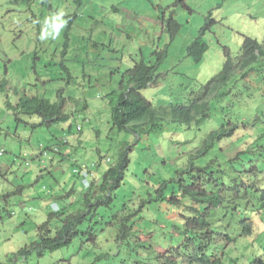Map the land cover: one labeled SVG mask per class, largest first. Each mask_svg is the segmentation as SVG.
<instances>
[{"label":"rangeland","instance_id":"1","mask_svg":"<svg viewBox=\"0 0 264 264\" xmlns=\"http://www.w3.org/2000/svg\"><path fill=\"white\" fill-rule=\"evenodd\" d=\"M60 11L67 23L59 35L55 39H39L48 26L45 22L50 23ZM210 14L215 22L202 35L209 47L201 61L195 63L188 56L187 47L208 25ZM170 18L179 25L175 31L173 26L171 35ZM244 36L264 40V0H83L80 6L74 0H0V83L5 86L0 91V261H5L8 252H16L38 238V226L46 219L57 187L82 189L73 172L74 160L91 164L105 156L110 158L107 164L113 165L128 149V165L121 185L114 190L113 203L110 207H97L98 214L85 227L81 226L83 231L91 226L97 239L90 240V234H85L72 243L70 254L61 249L40 259L34 253L22 261L54 264L65 258L60 264H90L98 255L110 251L99 264H125L115 254L122 247H134V243L130 240L128 245L129 240L117 238L118 221L113 215L123 206L125 212L132 211L144 196L150 200L155 195L153 186L160 182L173 184L182 158L190 161V154L199 146L203 126L185 128L166 121L149 135L116 131L111 129L110 109L104 96L120 89L121 83L126 82L125 71L135 62H152L156 52L166 49L157 83L144 88L142 94L156 105L185 103L191 89L220 71L224 46L235 56ZM234 85L236 89L246 88L241 81ZM16 88L19 96L13 93ZM24 95L52 102L63 97L66 112L74 108L72 101L86 100L88 109L76 112L66 123L39 125L41 117L37 114H21L22 120L16 122V110L9 108L8 102L15 106ZM237 95L232 93L233 97ZM68 125L72 126L73 147L66 155L63 140ZM247 137L248 132L238 133L219 142L221 151L233 154ZM41 144L57 147L58 153L51 151L39 160ZM43 159L45 163L41 162ZM213 164L216 165L215 159ZM170 213V206L158 207L156 201L146 207L141 228L144 232L156 231L152 244L168 240L159 237L160 226L154 220L169 225ZM253 219L258 222V231L263 232L260 217L255 214ZM249 241L239 240L232 254L228 248L223 264H229V256H238V249ZM259 242H264V238L260 237ZM139 250L147 253L149 264L154 262L153 248ZM249 252L263 255L257 248L250 247ZM85 253L88 258L82 256ZM129 254L124 253L121 258L127 264H136L130 259L136 256ZM144 261V253L138 255L137 262Z\"/></svg>","mask_w":264,"mask_h":264},{"label":"trees","instance_id":"2","mask_svg":"<svg viewBox=\"0 0 264 264\" xmlns=\"http://www.w3.org/2000/svg\"><path fill=\"white\" fill-rule=\"evenodd\" d=\"M74 2L80 6L83 0H74ZM209 16L208 25H204L200 29V36L187 47L188 56L195 63L201 61L209 47L202 37L206 30L210 29L209 24L215 22L212 15ZM173 26L174 31L179 28L178 23L170 18L168 21L170 35ZM165 50L156 52V58L152 62L145 60L135 62L132 67L125 71L126 82L121 83L120 89L113 90L104 96L110 109L111 129L128 131L135 135H149L157 132L166 121L185 128H190L192 125L200 128L207 123L213 112L224 114L226 107L222 104L224 102L228 104L232 100L224 97L227 94L229 82L237 80L239 73L244 79L255 68H258L256 75H261L262 72L264 74V45H260L257 39L245 37L235 56H232L230 49L224 46L225 58L220 71L206 83L191 89L185 103L170 102L167 105H156L145 98L142 90L153 83H157L158 70L165 57ZM3 89L5 86L0 83V91ZM13 93L18 95V89H14ZM254 97V93L245 92L243 99L251 103V107L253 104L255 111H260L263 107V99H259L257 103V99ZM234 101L237 104L240 102V100L235 99ZM72 103L75 109L66 112L63 97L60 98L59 102H52L35 95H24L19 98L15 106L8 102V107L16 110V122L22 120L21 114H37L41 117L39 125L48 126L66 123L71 116L74 117L76 112L87 111L88 109L86 100L78 99ZM234 106L235 103L232 104V108ZM232 108H227V114L231 112ZM248 112L249 109L246 107L244 111L239 110V114L246 118L250 116ZM32 127H36V124H32ZM77 128L80 129L79 126ZM217 130L210 134V138H219L220 134L225 133L224 130L232 132V129H226L223 125H220ZM66 134L63 143L67 145L65 154L69 155L73 147L70 142V137L73 135L71 125L66 128ZM258 139L259 136H254L252 143L255 144V140ZM41 146L44 145L41 144ZM47 147L45 148L46 155L51 151L58 153L57 147ZM240 154L238 162L231 163L233 171H225L220 176L217 175L218 171L213 169L196 168L197 166L189 164V168L181 171L180 176L174 179V183L170 186L167 185V182H163L157 187L153 186L155 195L151 196L149 193L150 200L156 201L158 207L165 204L171 209V213L167 216L170 219L169 225H166L165 221L154 220V223H158L160 226L159 237L168 239L164 243L159 241L152 244V236L156 231L144 232L141 228V226L143 227L142 220L145 217L146 207L151 204L149 196L141 200L137 209L125 212L127 210L123 206L118 210L113 215L114 220L118 221L117 238L122 241L129 240L128 245H130V240L134 243V247L125 248L128 254L129 251L132 252L129 256L138 257L142 254L139 249L146 248L149 250L153 248L156 264H221L222 253L216 251L215 236L222 233L228 241H233L235 237L227 232L233 230L230 227L232 217H236L238 214L242 219L241 222H245L251 218L250 215L256 212L255 210L264 213V186L256 189L246 181L249 172L256 164L257 156L252 153L251 149L243 150ZM219 157L223 158L221 155ZM128 161L126 150L116 164L111 165L105 172L103 171L100 178L97 176L89 180L91 187L87 190L82 183L80 190L75 187L67 188L66 185L57 187L58 189L52 197L53 201L57 203V209L54 210L50 204L45 221L38 226V238L26 243L16 252H8L5 261H0V264H22L23 260L34 253L37 259H40L61 249H67L68 254H70L72 243L85 234H90V240L92 238L96 240L97 236L91 232V226H86L88 227L86 231H83L81 226L98 214L97 207L111 206L110 204L115 199L114 190L121 185ZM74 163L73 172L75 173V170H78L82 164H87L76 160ZM259 172L262 170L259 169ZM240 185H243L253 197L245 195L236 199H229L231 192L239 190ZM176 218H182L183 222H175L174 219ZM55 222L57 223L55 224ZM251 230V227H246L244 231L251 233ZM237 233L240 232L237 231ZM110 254L109 251L98 255L93 260L90 258L92 260L90 264H99V260L108 258ZM85 255L87 254L82 256ZM69 256L67 255V257ZM64 259L62 258L54 264H60ZM144 260H149L148 255ZM262 260L263 258L260 259L257 255H252L250 264H263L264 261Z\"/></svg>","mask_w":264,"mask_h":264},{"label":"clouds","instance_id":"3","mask_svg":"<svg viewBox=\"0 0 264 264\" xmlns=\"http://www.w3.org/2000/svg\"><path fill=\"white\" fill-rule=\"evenodd\" d=\"M63 16H64V12L60 11V12L56 13L51 18L50 23H49V21H46L45 23L48 26L45 27V29L41 32L39 39L46 40L49 37L55 39L59 35L60 30L67 23L66 20L62 19ZM49 28L51 30H49ZM245 37H249V36H244V38ZM254 39H256V38H254ZM243 42H244V40H243ZM258 42L260 43V45H264V40L263 41L258 40ZM257 69L258 68H255L254 70H252L250 72V74L247 76V78H245V79L241 78V75H240L241 73H239L237 80L229 82V88L227 90L226 96H224V97L227 98L228 100L229 99H232V100L228 104H227V102H224V104H222L224 107H226V111H224V114H221L218 112H213V114L208 118L207 123L205 125H203V135L199 139V143H198L199 146H196L197 148L195 147L196 148L195 152L190 154L192 156L190 161H187L186 158L185 159L182 158L180 166L175 169L174 178H172V180L177 179L180 176L181 171H184L185 169L189 168L188 167L189 164L192 166H197L196 168H209V169H213L215 171H218V174H217L218 176L222 175V173H224L225 171H228V170L233 171V167H232L231 163L238 162V160L240 159V156H241V154H240L241 151L251 149L252 153L256 154L257 160H256L255 166L249 172L248 178L246 181L248 182V184H251L256 189H259V188L264 186V74L262 72L261 75H256L255 73H256ZM239 81L243 82L245 84L246 88L236 89L235 88L236 85H234V84H235V82L237 83ZM250 88H251V90H249ZM245 92L246 93L250 92V94L254 93L255 94L254 98L257 99V103L259 102V99H263L262 100L263 107L261 108L260 111H255L254 110L255 106H253V104H252V107H251V103H250V106H248L249 103L247 104L246 108L249 109V112H248L250 114L249 118L243 117L242 114H239L240 109H242L243 111L245 109V108H243L242 105L243 104L246 105V103H247L243 99ZM232 93H235V94L238 93L237 97H233ZM233 98L235 100H240V102L237 104ZM233 103H235V106L232 108ZM228 107H231L232 110L230 113L227 114V108ZM74 109L75 108H73L72 111ZM173 124H175V123H173ZM229 124H231L230 127H228ZM220 125H223L224 127H226V129H232V132H228V131L224 130L225 133L220 134L219 138H215V137L210 138V134L212 132L218 131L217 129ZM208 126H211V128H208ZM191 127L197 128V126H194V125H192ZM200 128H198V129H200ZM208 129H209V131H208ZM244 132H248V137L245 141H243L241 143V147H239V149L237 151H235L233 154L231 153L230 155L227 153H223L221 151V148L219 146V142H221L223 140H229V139L233 138L238 133L243 135ZM254 136H259V139L255 140V144L252 143L253 142L252 139ZM259 143H262V144L258 145ZM45 148H48V147L40 145L39 160L42 157L47 156L46 152H45ZM126 150H128V149H126ZM2 152L3 151L0 150V155H2ZM213 153H215V154H213ZM220 155L223 156V158L219 157ZM127 156H128V154H127ZM195 158H199V159L194 160ZM214 159H215L216 165L213 164ZM42 161H44V163H45L44 159L41 160V162ZM109 162H110V158L105 157V156H101L98 161L92 162L91 164H82L78 168V170H75L76 174L80 178L82 185H84L85 190H87L91 187V186H89L90 185V182H89L90 179H93L97 176L100 178L103 174V171L105 172L107 170V168H109L111 166L110 164H107ZM44 163H43V165H44ZM26 165L27 166L29 165L28 161L26 162ZM127 165H128V163H127ZM44 167H45V165H44ZM42 169H45V168H42ZM259 169L262 170V172H259ZM252 178H254L255 180ZM162 183L160 182L159 185ZM239 187H240V189L236 190V192H235V190H233L231 192L229 199H232V198L236 199L239 197H243L245 195L253 197L252 194H249L246 191V189L244 188L243 185H240ZM143 198H148V196H144ZM226 198H228V197H226ZM51 205L54 207V210L57 209L56 201H53L51 203ZM133 209H135V208L133 207L132 210ZM255 211L256 212H254L250 215V217H252V218H250L249 220H247L245 222H241L242 219H240V215H238V214H236V217L235 216L232 217V223H231L230 227H232L233 230L227 231V232L230 235L234 236L235 240L228 241L227 238L222 233L217 234L215 236L216 251L218 253H222L221 264H223V260H224L227 249L229 248L231 251V254H232L233 248L235 246L239 245V240L245 239V238L250 239L249 243L246 244L245 246H243L242 248L238 249V251H239L238 256H235V257H232L231 255L229 256V264H238L239 261H240V264H248V263L250 264V259L252 257L251 253L249 252L250 247L257 248V249H259V251L263 252V255H259V256L257 255V257L260 259L264 258V245H263L264 242H262V243L259 242L260 237L264 238V216H263L264 213L263 212L262 213L257 212V210H255ZM255 214L258 215V217H260V219H261V221H259V224L261 226L263 225V232L258 231V227H257L258 222L257 221L255 222V220L253 219V215H255ZM174 221L179 223V222H183V219L182 218H176V219H174ZM246 227H251V229H252L251 233H246L244 231ZM237 231H239L240 233H237ZM219 238H221L222 240L219 241L218 240ZM124 253H127V251L124 247H122V248H120L118 253L115 254V256L117 257L118 260H122L125 264H127L126 260L121 258V255ZM143 253H144V258H146L147 257L146 252L142 251V254ZM130 259H131V261H134L136 264H141V263H137V261H138L137 256L135 258L131 257ZM142 264H149V260L145 261V263H142ZM152 264H156V261L154 260V262Z\"/></svg>","mask_w":264,"mask_h":264}]
</instances>
